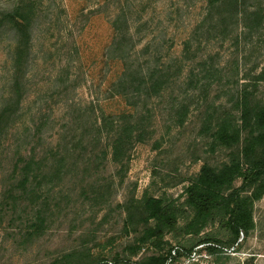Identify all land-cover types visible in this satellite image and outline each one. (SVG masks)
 I'll list each match as a JSON object with an SVG mask.
<instances>
[{"label": "rangeland", "instance_id": "rangeland-1", "mask_svg": "<svg viewBox=\"0 0 264 264\" xmlns=\"http://www.w3.org/2000/svg\"><path fill=\"white\" fill-rule=\"evenodd\" d=\"M8 1L0 0V8ZM38 1L41 12L23 91L26 114L4 135L0 148V264H135L191 238H226L225 227L215 221L201 223L199 232L177 228L156 243L144 242L154 224L145 219L144 201L150 195L185 201L186 186L205 163L219 166L241 149L243 141L233 148L219 144L212 127L228 111L241 122L237 100L245 85L264 99V30L250 38L213 42L217 74H205L203 62H195L170 90L148 99L149 110L141 101L149 130L144 140L136 141L124 166L112 161L111 150L93 143L78 149L63 177L34 180L24 189L21 157L32 147L42 149L55 141L60 129L69 127L65 116L85 127L88 117L128 107L110 90L121 67L108 50L111 19L125 11L134 25L131 40L136 49L155 39L163 45V59L174 51L172 46L180 49L184 29L203 9L200 0ZM121 23L125 27L123 19ZM11 37L0 32V108L12 91ZM153 51L151 47L141 56L142 63L154 60ZM182 104L187 106L183 121L177 114ZM45 118L56 121L44 123L42 138L22 134L24 120L41 126ZM91 156L92 161H84ZM253 211L255 228L242 233L234 245L216 241L209 252L202 243L190 256L170 264H264V195L254 202ZM180 223L183 226L185 219Z\"/></svg>", "mask_w": 264, "mask_h": 264}, {"label": "trees", "instance_id": "trees-1", "mask_svg": "<svg viewBox=\"0 0 264 264\" xmlns=\"http://www.w3.org/2000/svg\"><path fill=\"white\" fill-rule=\"evenodd\" d=\"M200 1L202 12L184 29L179 42L180 49L172 46L174 51L168 52L163 59V45L156 43L155 39L146 40L140 50L136 49L131 40L134 25L125 11L118 12L111 19L112 37L108 50L115 63L121 67L115 71L110 90L112 96L123 98L128 107L121 111H101L94 119L88 117V125L80 126L82 131L78 119H66L68 116H65L63 121L69 127L66 130L60 129L58 137L53 135L55 141L47 143L48 147H45V143L42 149L32 147L30 153L21 157V185L24 189L34 180L49 176L51 179L63 177L64 168L72 162L78 149H87L93 143L107 148V151L111 150L112 161L124 166L136 141L144 140L149 130L146 111H142L139 106L141 101L149 110L148 99L170 90L171 85L181 81L185 70L195 62H203L201 64L205 74H217L220 65L213 62V42H225L233 37L239 39L243 35L250 38L264 30V0ZM0 9V32L4 30L12 35L8 59L13 69L12 91L0 108L1 148L4 135L10 134L25 112L23 91L28 86L27 73L33 53L34 25L41 7L38 0H9ZM122 19L125 27L122 26ZM151 47H154V60L142 63V57ZM190 72L193 73V68ZM237 105L241 122L235 120L232 112L228 111L217 118L212 129L219 144L233 148L243 141L241 149L233 151L230 159L219 166L205 163L186 186L185 201H166L155 195L147 196L144 201L145 219L148 223H154L149 226L144 242L156 243L164 239L166 231L177 228L188 234L199 232L201 223L215 221L225 227L227 237L223 240L212 235L191 238L181 247H172L147 256L135 264H170L181 256H190L194 248L202 243L206 244L209 252H213L216 241L234 245L242 233L249 234L255 228L253 205L264 195V99L260 100L245 85L239 91ZM186 110L187 106L182 104L177 112L181 121L186 116ZM95 113L92 109L91 114ZM86 114L87 110L83 117ZM45 119L47 121L41 126L35 121L30 123L24 120L22 134L42 138L44 123L56 121ZM208 122L212 126L211 120ZM88 136H91L89 140ZM93 159L91 156L84 161L90 162ZM47 166L49 168L45 169ZM38 217L43 219L41 212ZM180 218L185 219L183 226Z\"/></svg>", "mask_w": 264, "mask_h": 264}]
</instances>
